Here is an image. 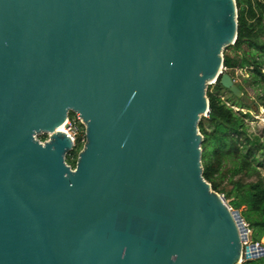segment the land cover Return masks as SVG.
I'll return each instance as SVG.
<instances>
[{
	"label": "water",
	"instance_id": "1",
	"mask_svg": "<svg viewBox=\"0 0 264 264\" xmlns=\"http://www.w3.org/2000/svg\"><path fill=\"white\" fill-rule=\"evenodd\" d=\"M237 34L236 0H0V264L264 257L203 178L208 88L250 102L224 66Z\"/></svg>",
	"mask_w": 264,
	"mask_h": 264
},
{
	"label": "trees",
	"instance_id": "2",
	"mask_svg": "<svg viewBox=\"0 0 264 264\" xmlns=\"http://www.w3.org/2000/svg\"><path fill=\"white\" fill-rule=\"evenodd\" d=\"M236 4L238 34L235 45L224 51L226 73L234 80L235 70H246L253 87L264 93V1L236 0ZM228 51L233 55L228 54ZM237 86L244 93L243 87ZM213 89L214 92H211L210 88L207 90L209 114L206 118L203 117L199 124L200 133L204 137L201 147L203 178L214 192L227 193L228 204L232 210L239 212L242 207H246L240 215L248 226L249 239L253 244L263 246L264 178L258 169L264 168V165L259 162L257 155L260 153L264 157V144L259 146L258 139L248 137V126L245 122L248 114L243 115L234 110H251L249 103L245 104L236 99L221 86L220 81ZM224 93L230 96L226 100L221 96ZM232 99H235V102L231 103ZM207 124L211 129H207ZM78 147L77 158L74 160L73 155H69L66 159L73 169L83 144L79 143ZM227 167L230 168L224 172ZM228 175L233 186L229 192L222 188V183ZM243 264H264V257L244 260Z\"/></svg>",
	"mask_w": 264,
	"mask_h": 264
},
{
	"label": "rangeland",
	"instance_id": "3",
	"mask_svg": "<svg viewBox=\"0 0 264 264\" xmlns=\"http://www.w3.org/2000/svg\"><path fill=\"white\" fill-rule=\"evenodd\" d=\"M228 54L233 55L231 51H228ZM240 55L241 54L239 53V56ZM234 81L237 85H241L243 87V91L245 95L250 100L248 105L251 107V110H246V109L242 110L238 108H234V110L236 113H242L243 115L248 114L249 117L245 119V122L248 126L247 135L251 139H258L259 146H260L261 144H264V93L256 90L253 87L252 80L247 75L246 70H235L234 71ZM214 86L215 84L209 87L211 92H214V89H213ZM221 96L223 97L224 100L230 97L226 93L221 94ZM230 102L231 103L235 102V99H232V101ZM69 119L70 121H72L73 124H76V128H77L76 148H74V150L69 154V155H73V158L75 160L77 158V150H79V147H78L79 143L83 144V146L85 143V128L84 126H82L76 121V115L74 113L71 112L69 114ZM207 129H211V127L208 124H207ZM36 138L42 143H45L46 141L49 140V136L43 133L38 134ZM69 155L67 156V158L70 157ZM257 158L259 162H261L264 165V157L260 153H258ZM228 168L230 167H227L224 170V172H227ZM258 170L260 171L261 176L264 178V168L259 167ZM229 176L230 175H228L227 178L222 183V188L227 190V192L231 191L233 188L232 184H230ZM220 195L225 198L227 203L229 202L228 201L229 197L227 196V193H223ZM244 210H246V207H242L239 213ZM250 234H252L251 231H250ZM262 244L264 245L263 240H262Z\"/></svg>",
	"mask_w": 264,
	"mask_h": 264
},
{
	"label": "built area",
	"instance_id": "4",
	"mask_svg": "<svg viewBox=\"0 0 264 264\" xmlns=\"http://www.w3.org/2000/svg\"><path fill=\"white\" fill-rule=\"evenodd\" d=\"M76 121L83 126L82 120L80 119V117L78 115H76ZM64 126H65V132L64 133H66L68 135V137H70L72 139L73 143L76 145V137H77L76 124H73L72 121H70V119H68V121L65 123ZM243 225H244V228L248 229V226H247V224H245V222H243ZM243 245H244V247H249L251 245H255L256 250L251 251V254L253 256H257V257H260L261 255H263V253L260 251V248H264V245L262 246L260 244H253L249 239V234H248V238L243 242ZM247 261H251V260H247Z\"/></svg>",
	"mask_w": 264,
	"mask_h": 264
},
{
	"label": "bare ground",
	"instance_id": "5",
	"mask_svg": "<svg viewBox=\"0 0 264 264\" xmlns=\"http://www.w3.org/2000/svg\"><path fill=\"white\" fill-rule=\"evenodd\" d=\"M60 132H65V126H62L58 129ZM263 243H264V239H263Z\"/></svg>",
	"mask_w": 264,
	"mask_h": 264
}]
</instances>
